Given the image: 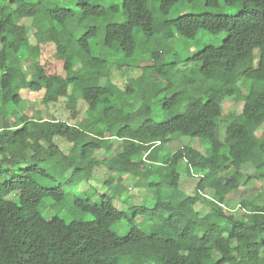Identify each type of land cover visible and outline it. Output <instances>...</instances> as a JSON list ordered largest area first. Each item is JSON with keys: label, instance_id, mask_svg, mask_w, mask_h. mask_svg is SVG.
<instances>
[{"label": "trees", "instance_id": "1", "mask_svg": "<svg viewBox=\"0 0 264 264\" xmlns=\"http://www.w3.org/2000/svg\"><path fill=\"white\" fill-rule=\"evenodd\" d=\"M63 1L0 0V73L8 67L21 71L30 61L28 27H38L37 44H54L64 58V73L28 76L27 88L43 91L42 105L68 99L75 114L76 94L85 105L79 123L22 111L10 121L8 107L19 108L21 86L10 72L0 77V264H264V202L255 197L258 187L264 189V0H224L238 5V11L184 14L157 24L147 0L108 6L75 0L73 8ZM178 1L159 0L160 12L167 14ZM121 11L125 22L116 20ZM74 17L77 31L84 28L80 33L69 30ZM134 27L155 37L156 47L148 51L153 62L163 53L158 46L175 33L185 39H194L200 30L227 33L220 45L205 44L183 60L195 64L199 77L189 84L198 86L193 94L173 95L175 104L184 100V110L168 120L149 117L145 94L129 111L123 110V103L113 104L120 89L111 81L108 59L111 50L124 58L134 55ZM99 32L101 41L90 45ZM247 35L251 37L236 44ZM97 45L102 51L94 55ZM226 97L243 102L238 113L224 112ZM175 133L196 141L159 159L158 145L153 144L167 143ZM57 138L68 143V150L59 147ZM147 160L157 166L160 178L151 183L175 190L180 185V195L163 199L156 190L152 208L118 209L112 194L122 185L112 174L120 176L131 168L138 173ZM40 161L48 167H40ZM179 162L194 183L189 194L181 192ZM101 165L116 181L111 193L100 195L98 202L73 201L92 216L90 221L41 216L38 205L43 198L62 200L64 184L78 185L74 177L89 179ZM245 168L252 171L242 172ZM36 177L52 186L41 185ZM258 180L263 183L257 185ZM139 213L143 219L136 225L133 219ZM120 219L130 224L124 235L111 229Z\"/></svg>", "mask_w": 264, "mask_h": 264}, {"label": "rangeland", "instance_id": "2", "mask_svg": "<svg viewBox=\"0 0 264 264\" xmlns=\"http://www.w3.org/2000/svg\"><path fill=\"white\" fill-rule=\"evenodd\" d=\"M216 5L206 4V0H179L174 4L167 14H162L160 12L159 0H147L146 5L151 13L154 23L164 22L165 20H172L180 15L184 14H200L204 12H209L213 14H235L239 6L238 5H227L224 0H216ZM75 0H64L62 5L65 7L73 8ZM91 4H98L102 6H108L110 4L120 5L121 0H90ZM60 4V3H59ZM122 11L118 16V21L125 22V18L122 15ZM77 17L73 18V21L69 22V30L72 32L77 31L76 27ZM100 21L93 22V24H98ZM28 24V21L26 22ZM92 24V25H93ZM99 25V24H98ZM101 26V25H100ZM38 27H28V35L30 38V44L28 45V51L31 55L30 61H27L21 68V71H17L16 67H8L6 70L10 72L12 76H15V81L20 82V94L22 101L18 105H9L8 107V119L13 121L15 117L21 111L27 115H32L34 112H38L42 116L47 114L53 115L55 118L65 120L70 123H79L83 117V110L85 105L76 94L78 112H75L72 107V102L68 99L61 98L57 102H49L46 105L40 103L43 91H30L27 88L26 80L28 76L37 77L39 74L49 75L54 73L63 74L62 64L63 56L56 53V49L53 43H38L36 39L40 37L37 31ZM80 33L84 28L80 27ZM102 29V28H101ZM133 35L136 42L135 53L132 57L124 58L122 54L114 53L115 50H111L108 59V67H110L111 81L120 89L117 92L116 97L113 100V104L121 106L123 103V110L129 111L131 107H137L141 101L139 96L145 94L147 104L150 107L149 117L153 121H165L172 116L180 113L184 110V105L180 100L175 104L172 101L174 94H180V92L185 94H193L194 89L197 88L198 84L190 85V81L197 80L198 72L195 71V64L186 61L184 64V59L198 50L203 45H214L218 46L222 43L223 39L226 37V32H220L216 34L208 33L207 31H198L194 39H185L180 37L178 34H174L173 37L163 40L161 47L163 50L161 59L153 62L150 60L148 51L156 47L155 37L149 38L144 35L140 28H133ZM102 33L99 32L97 37L90 38V45L93 46L95 42L99 43L101 41ZM251 37L250 35L239 37L236 39V44H242L243 40H247ZM38 45V48L36 47ZM93 54L99 53L101 46L97 45L92 48ZM118 64L123 65L128 68H119ZM133 66V67H131ZM107 67V68H108ZM15 69L16 71L14 72ZM152 71V75L150 74ZM5 71L0 73V77L5 76ZM141 78L140 81H136ZM155 78V79H154ZM155 80V81H154ZM130 88V90H128ZM243 102L234 101V97H226L224 99V112L238 113L242 108ZM134 116V113L131 114ZM221 133L224 132V126L220 125ZM111 139L114 145H117L118 141ZM59 147L63 150H68V143L61 138L56 139ZM195 139H189L187 137L179 136L178 133L173 134L172 139L167 143L159 145L155 148L161 157H166L170 155L174 150L186 143H194ZM200 142V141H199ZM130 143L126 141L125 147H128ZM75 151V150H74ZM40 167L46 168L48 164L44 161L39 162ZM25 166V164H23ZM184 163L179 162L178 170H182L181 180V192L182 194H189L193 191L194 183L191 179L185 177L184 174ZM137 168H131L129 172L120 174L116 177H120V185L122 189L119 192L112 194L113 204L120 210H126L132 205H144L145 209L152 208L154 204L151 202L152 195L159 191L161 198L176 199V195H180V185L176 190L173 187L166 186L159 183L154 184L151 181L158 182L160 180L157 166L150 161H145L142 166H140L139 172H136ZM252 171L250 168L242 169V172L247 173ZM111 171L105 165L96 167L93 172V176L89 179H78V185H72L66 183L67 176L64 177L63 187H64V197L60 201H54L51 198H43L39 205L38 211L44 219H50L52 217H58L66 222L71 220H81L90 221L92 216L87 213L77 209L74 204V198L79 199H89L92 202H98L100 195L110 194L115 185V180H111L109 175ZM185 178V179H184ZM109 179L111 182L106 184L105 181ZM2 180V178H0ZM36 181L43 186L50 187L52 184L48 179L36 177ZM253 182L247 183L250 186ZM263 181L258 180L257 185L262 184ZM216 186V184H214ZM208 196L212 195V189L207 191ZM258 196L255 197L259 202H264V189L258 187ZM156 202V201H155ZM161 208V207H159ZM131 211V209H129ZM203 211V209H201ZM129 211V213H130ZM141 213H139L134 219L133 223L136 225L141 224L142 221ZM130 224L126 219H120L112 224L111 229L117 235H124L129 230ZM142 228H146V225H142Z\"/></svg>", "mask_w": 264, "mask_h": 264}, {"label": "built area", "instance_id": "3", "mask_svg": "<svg viewBox=\"0 0 264 264\" xmlns=\"http://www.w3.org/2000/svg\"><path fill=\"white\" fill-rule=\"evenodd\" d=\"M159 144V142H155L154 144H153V146H156V145H158Z\"/></svg>", "mask_w": 264, "mask_h": 264}]
</instances>
